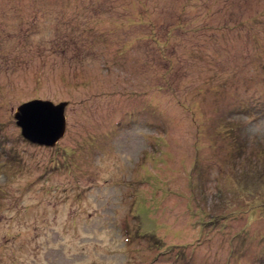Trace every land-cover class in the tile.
I'll return each mask as SVG.
<instances>
[{
    "label": "rangeland",
    "instance_id": "obj_1",
    "mask_svg": "<svg viewBox=\"0 0 264 264\" xmlns=\"http://www.w3.org/2000/svg\"><path fill=\"white\" fill-rule=\"evenodd\" d=\"M87 1L0 0V264H264V0Z\"/></svg>",
    "mask_w": 264,
    "mask_h": 264
},
{
    "label": "water",
    "instance_id": "obj_2",
    "mask_svg": "<svg viewBox=\"0 0 264 264\" xmlns=\"http://www.w3.org/2000/svg\"><path fill=\"white\" fill-rule=\"evenodd\" d=\"M66 106V103L55 106L37 99L22 104L14 113L21 136L38 146L54 147L65 134Z\"/></svg>",
    "mask_w": 264,
    "mask_h": 264
},
{
    "label": "trees",
    "instance_id": "obj_3",
    "mask_svg": "<svg viewBox=\"0 0 264 264\" xmlns=\"http://www.w3.org/2000/svg\"><path fill=\"white\" fill-rule=\"evenodd\" d=\"M88 3H90V4H92L93 2L91 1V0H89V1H87V4ZM83 8V7H82ZM91 9V8H90ZM95 12V11H94ZM99 33H101V38H105V35L103 34V33H105L106 35H108L109 34V32L108 31H106V30H102V31H100ZM248 116H252V115H250V114H248ZM60 164V160L58 159L57 160V164H56V166L55 167H58V165ZM54 167V166H53ZM57 169V168H56Z\"/></svg>",
    "mask_w": 264,
    "mask_h": 264
}]
</instances>
